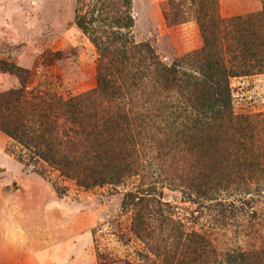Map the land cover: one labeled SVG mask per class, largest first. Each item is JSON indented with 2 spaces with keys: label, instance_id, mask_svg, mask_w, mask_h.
<instances>
[{
  "label": "rangeland",
  "instance_id": "rangeland-1",
  "mask_svg": "<svg viewBox=\"0 0 264 264\" xmlns=\"http://www.w3.org/2000/svg\"><path fill=\"white\" fill-rule=\"evenodd\" d=\"M215 1L225 20L264 9V0ZM102 3L0 0V61L18 66L35 92L93 90L102 56L92 36L108 27ZM208 5L132 0L128 31L170 65L204 46ZM19 76L0 68V92L20 86ZM229 80L243 122L215 128L211 143L164 112L147 126L155 138L131 152L141 164L119 182L86 185L83 173L68 175L0 129V264H264V69Z\"/></svg>",
  "mask_w": 264,
  "mask_h": 264
},
{
  "label": "trees",
  "instance_id": "trees-1",
  "mask_svg": "<svg viewBox=\"0 0 264 264\" xmlns=\"http://www.w3.org/2000/svg\"><path fill=\"white\" fill-rule=\"evenodd\" d=\"M210 1L209 11L199 16L204 46L169 65L149 42L131 37L132 0H103L99 15L108 27L92 36L102 56L97 87L81 95L35 92L18 66L0 61V68L20 75V86L0 92V129L68 175L83 173L86 185L119 182L130 164L139 166L138 158L128 161L131 152L155 138L147 126L164 112L173 119L169 123L197 130L214 143L215 128H233L245 119L234 112L230 76L264 69V9L225 20ZM86 23L87 17L79 18L85 29ZM120 76L130 82H119ZM148 76L155 80L149 90Z\"/></svg>",
  "mask_w": 264,
  "mask_h": 264
}]
</instances>
